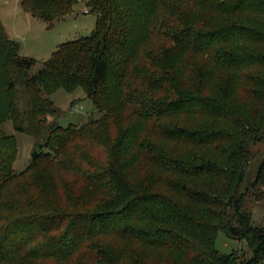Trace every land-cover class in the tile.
Masks as SVG:
<instances>
[{
	"label": "trees",
	"instance_id": "obj_1",
	"mask_svg": "<svg viewBox=\"0 0 264 264\" xmlns=\"http://www.w3.org/2000/svg\"><path fill=\"white\" fill-rule=\"evenodd\" d=\"M76 0H20L49 26ZM91 35L37 60L0 21V264H264L245 203L264 142V0H89ZM98 111L50 123V96ZM33 139L30 163L13 165ZM218 232L250 255L223 254ZM108 242V245L105 243Z\"/></svg>",
	"mask_w": 264,
	"mask_h": 264
},
{
	"label": "rangeland",
	"instance_id": "obj_2",
	"mask_svg": "<svg viewBox=\"0 0 264 264\" xmlns=\"http://www.w3.org/2000/svg\"><path fill=\"white\" fill-rule=\"evenodd\" d=\"M88 1L76 0L71 14L55 20L49 26L36 17L24 14L20 0H0V21L4 31L9 38L19 44L23 56L37 60L32 72L40 69L41 64L51 57L60 44L91 35L95 29L97 13L90 10L87 6ZM50 98L56 109V115L50 118V123H57L61 127L71 124L81 125L90 116H98L97 109L82 88H77L73 92L59 89ZM2 128L7 134L13 135L17 141L18 152L13 168L15 172H21L30 163L33 139L26 134L15 132L11 122H6ZM250 151L252 160L249 179L251 181L256 167L264 159V142H256L251 146ZM245 206L250 212L253 224L264 225V187H258L250 192ZM105 245H108V242ZM215 247L223 254L236 250L245 256L250 255L244 242L230 240L222 232L217 233Z\"/></svg>",
	"mask_w": 264,
	"mask_h": 264
},
{
	"label": "crops",
	"instance_id": "obj_3",
	"mask_svg": "<svg viewBox=\"0 0 264 264\" xmlns=\"http://www.w3.org/2000/svg\"><path fill=\"white\" fill-rule=\"evenodd\" d=\"M24 14H26V13H24ZM27 15V14H26Z\"/></svg>",
	"mask_w": 264,
	"mask_h": 264
}]
</instances>
